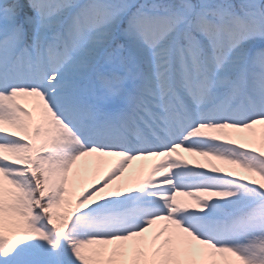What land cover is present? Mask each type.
I'll use <instances>...</instances> for the list:
<instances>
[{"label":"snow or ice","instance_id":"snow-or-ice-1","mask_svg":"<svg viewBox=\"0 0 264 264\" xmlns=\"http://www.w3.org/2000/svg\"><path fill=\"white\" fill-rule=\"evenodd\" d=\"M0 264H264V0H0Z\"/></svg>","mask_w":264,"mask_h":264},{"label":"rangeland","instance_id":"rangeland-1","mask_svg":"<svg viewBox=\"0 0 264 264\" xmlns=\"http://www.w3.org/2000/svg\"><path fill=\"white\" fill-rule=\"evenodd\" d=\"M184 155H185V157L186 158H188L189 159V161H190V164H195L197 161H199V162H205V158H203V157H192L190 154H188V153H184ZM159 158H153V161H149V163H152V162H154V161H156V160H158ZM216 163H221V162H219V161H215ZM140 161H135V162H133V168H136V167H138L139 165H140ZM89 178H90V176H89Z\"/></svg>","mask_w":264,"mask_h":264}]
</instances>
